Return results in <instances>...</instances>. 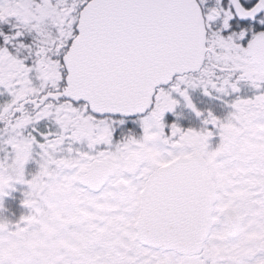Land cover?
<instances>
[{
  "label": "snow or ice",
  "instance_id": "snow-or-ice-1",
  "mask_svg": "<svg viewBox=\"0 0 264 264\" xmlns=\"http://www.w3.org/2000/svg\"><path fill=\"white\" fill-rule=\"evenodd\" d=\"M0 264H264V0H0Z\"/></svg>",
  "mask_w": 264,
  "mask_h": 264
},
{
  "label": "flooded vegetation",
  "instance_id": "flooded-vegetation-1",
  "mask_svg": "<svg viewBox=\"0 0 264 264\" xmlns=\"http://www.w3.org/2000/svg\"><path fill=\"white\" fill-rule=\"evenodd\" d=\"M9 203L12 206L13 211H16L17 213L20 211L19 206H18L17 203L11 202V201Z\"/></svg>",
  "mask_w": 264,
  "mask_h": 264
}]
</instances>
